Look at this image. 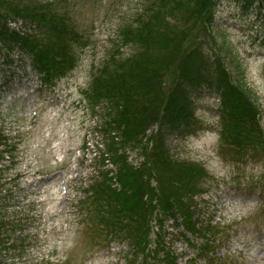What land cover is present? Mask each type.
<instances>
[{
    "label": "rangeland",
    "instance_id": "rangeland-1",
    "mask_svg": "<svg viewBox=\"0 0 264 264\" xmlns=\"http://www.w3.org/2000/svg\"><path fill=\"white\" fill-rule=\"evenodd\" d=\"M51 1L73 19L84 41L76 67L55 84H45L26 65L11 67L0 58V131L19 143L17 164L1 181L7 191L0 193V220L9 227L20 219L25 222V232L38 242L26 256L31 261L44 256L53 264H140L136 257L130 259L129 245L120 242L126 238L121 232L109 244L93 235L108 214L92 210V203L84 196L89 184L99 177V168L113 169L110 175L114 176L116 167L96 163L95 154L99 155L103 144L92 129L100 120L93 114L85 89L108 56L131 52L121 31L137 18L144 4L142 0ZM257 10L258 14H253L234 1L224 0L215 12V40L203 34L201 42L205 41L208 56L224 59L234 81L244 77L245 89L259 104L264 130V1ZM22 25V21L13 24L17 28ZM8 80L10 84L2 87ZM203 89L194 94L195 114L203 128L187 136H171L170 153L176 160L205 169L202 186L207 191L200 196L207 199L203 206L211 211L204 221L212 217V223L223 227L210 246L214 259L219 264H264V149L248 150L242 162L235 154L225 155L221 148L225 146L220 133L221 100L211 89ZM154 130L153 125L140 142L128 143L120 151L134 168L149 164L152 142L148 145L147 138ZM150 181L157 194L154 203L161 205V199L169 203L161 194L168 187L164 185L160 191L155 189L159 184ZM160 208H155V213ZM155 213L149 223L153 228L149 247L160 250L167 244L178 257L176 264H207L206 258L197 255L200 238L188 243L179 233L182 228L175 229L171 219L159 229ZM129 240L134 241L130 236ZM144 253L147 247L141 255ZM149 260V264H165Z\"/></svg>",
    "mask_w": 264,
    "mask_h": 264
},
{
    "label": "trees",
    "instance_id": "trees-1",
    "mask_svg": "<svg viewBox=\"0 0 264 264\" xmlns=\"http://www.w3.org/2000/svg\"><path fill=\"white\" fill-rule=\"evenodd\" d=\"M223 1L142 0L144 7L137 18L121 31L131 52L108 56L90 81L87 98L100 120L93 132H98L104 145L96 163L112 161L121 186H113L110 170L99 168L102 180L91 187L85 200L92 203V210L108 214L107 220L100 221L99 231L132 237L130 245L138 251L145 249L149 223L158 206L166 216L180 213L186 217L189 229L198 234L209 235L215 229L210 223H196L204 212L193 196L201 191L204 169L174 159L168 147L171 136H187L201 128L195 93L206 88L218 95L223 137L231 140L228 144L241 143L236 147L239 156L264 149L260 109L245 89L244 77L234 81L224 59L208 56L205 41L201 42L203 34L215 40V12ZM230 1L258 14L264 0ZM19 21L21 27L12 26ZM83 41L73 19L54 1L0 0V58L11 67L20 62L53 83L76 67ZM236 67L241 70L239 63ZM153 125L157 131L148 137L152 141L149 164L134 168L120 151L128 143L140 142ZM8 139L0 131V163L5 153L15 157L17 143ZM152 178L160 191L168 187L161 194L169 203L162 199L161 205L154 203L157 194L151 188ZM20 220L11 227L0 220V264H48L25 258L34 238L25 234V222Z\"/></svg>",
    "mask_w": 264,
    "mask_h": 264
}]
</instances>
